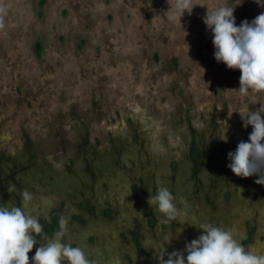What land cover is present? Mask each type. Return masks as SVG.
Segmentation results:
<instances>
[{"label":"rangeland","instance_id":"obj_1","mask_svg":"<svg viewBox=\"0 0 264 264\" xmlns=\"http://www.w3.org/2000/svg\"><path fill=\"white\" fill-rule=\"evenodd\" d=\"M0 3L8 6L0 30V155L7 158L2 174L19 181L14 192L20 202L23 191L32 194L31 213L40 214L56 199L72 208H65L66 215L81 212V198L93 200L99 211L111 204L121 211L128 185L138 177L146 190L117 217L120 229L129 228L134 215L141 223L144 213L154 211L147 199L158 185H179L185 203L191 192L188 145L193 136L206 139L212 132L209 114H216L219 127L212 133L224 147L215 152L214 163L225 166L228 153L252 131L250 125L244 132L242 117L246 122L249 110L264 107V94L242 97L234 90L240 72L215 60L212 33L203 22L207 9L221 5L235 8L237 26L251 22L264 12V0H193L197 6L181 23L169 22L164 13L173 0ZM85 134L95 151L87 158H98L91 161L99 166L93 181L77 149ZM113 146L119 148L117 163L111 162ZM17 161L25 166L15 168ZM199 176L206 183L208 171ZM256 179L237 186L235 196L244 194L253 202L244 209L231 206L236 217L261 209L264 195ZM226 211L221 206L217 216ZM109 227L111 235L104 237L112 244L102 246L115 251L121 245L115 226Z\"/></svg>","mask_w":264,"mask_h":264},{"label":"clouds","instance_id":"obj_2","mask_svg":"<svg viewBox=\"0 0 264 264\" xmlns=\"http://www.w3.org/2000/svg\"><path fill=\"white\" fill-rule=\"evenodd\" d=\"M196 6L193 0H173L164 13L169 22L181 23L185 13L191 15ZM234 12L235 8L221 5L207 9L203 17L206 28L212 33L214 58L230 70H239V88L234 90L240 96L264 94V12L251 22L245 19L239 26ZM7 15L8 6L0 3V30L5 28ZM242 120L245 128L252 126V131L247 141L238 142L236 150L228 153L231 161L228 167L236 176H256L255 182L264 185V107L249 110L246 122L244 117ZM223 140L227 142V137ZM14 190L15 185L10 184L7 191ZM32 199V194L25 190L19 205L0 203V264H95L82 247L73 246L71 237L65 242L64 219L60 220V230L53 237L47 236L39 222L40 216L28 210ZM147 203L168 220L181 214L174 195L162 184L154 194L149 190ZM197 228L202 234L187 242L184 250L167 253L164 245L170 244L172 237L166 236L155 257L159 264H264V254L243 247L231 230L211 223H202ZM37 237L43 243L30 258L29 253L40 242Z\"/></svg>","mask_w":264,"mask_h":264},{"label":"flooded vegetation","instance_id":"obj_3","mask_svg":"<svg viewBox=\"0 0 264 264\" xmlns=\"http://www.w3.org/2000/svg\"><path fill=\"white\" fill-rule=\"evenodd\" d=\"M217 137H219V134L216 136L211 132L206 139L199 137L197 139L193 136L199 152L203 150L200 143L208 144L207 154L210 156L208 159L199 157V160L194 163L195 166L190 167L191 192L187 195L185 203L180 200L179 185H173L169 188L175 197L178 209L181 210V214L176 219L168 220L159 212L155 213L153 211L152 213H144V216L140 218L141 223H139L138 217L134 215L130 219L129 228L120 229L117 226V217L122 214V211L125 210L127 212L130 209L127 204L131 203L132 205L130 206H134L140 194L145 192L146 185L143 183L142 177H138L129 183L128 199L121 207V211L118 206H114L115 209H113L112 204L99 211L95 207L93 200L89 201L81 198L78 203V206L81 207V212H72V214L66 215L64 211L68 212V210L65 208H69L67 202L65 199H56V204L49 206L41 211L40 214H32L40 216L39 222L44 226V232L48 237H53L60 230V220L64 219L67 228L65 242H67L68 237H71L73 246L82 247L95 264H159L155 257L161 250L166 236L172 237L171 243L164 245L167 253H171L173 250H184L187 242L202 234L201 230L197 228L202 223H211L231 230L234 237L243 247L254 250L258 254H264V203L259 200L258 207H261V209H254L252 215L247 217H236L233 210H230L231 206L236 204L239 207H243L242 209L250 207L253 200L244 194L235 196L237 186L245 187L247 178L238 177L231 171L228 167V164L231 163L230 160L225 166H217L214 163L215 152L222 149L214 140ZM219 139L221 140L220 137ZM89 143L91 144V142ZM116 156H119V148ZM81 159H83L84 163V172L91 178L90 181H93L99 168L92 165L91 161L93 159L89 160L87 156ZM171 166L173 170H176L179 163L174 162ZM70 170L71 167L69 166L67 171ZM203 170L208 171L209 175L206 183H203L199 176V172L203 173ZM192 175H194V178H191ZM254 178L256 179V176H252L249 179L253 180ZM3 182L7 185V189L10 185L9 183L19 186L17 178H13L11 175H5ZM221 185L225 186V189H221ZM92 190L93 185H90L89 192H92ZM217 191L220 194L219 201L216 200V197H218ZM260 193L264 195V185L260 186ZM15 196L16 194L13 191L0 199V203L14 199V204L19 205L20 200L15 198ZM55 197L57 196L55 195ZM199 204H203L206 209H201ZM221 206L227 208L228 212L226 211L225 215L222 214L219 217L217 213L220 211ZM42 217L44 219H41ZM98 217L101 218V222L97 220ZM68 224L73 226L72 230L77 235L80 234L82 236L83 243H79L76 235L73 236L68 232L70 230L69 226H67ZM109 225L111 227L115 226V237L121 245L114 246L115 251H108L106 246H102L107 243L109 245L112 244L104 237V234L111 235ZM190 228L193 230H190ZM240 228L241 230L239 231ZM180 229L182 231L177 232ZM188 230H190V233L187 232ZM37 240L40 241V238L37 237ZM40 243H43V241H40L35 246H40ZM34 255L35 250L33 249L29 256L31 258ZM186 255L187 253L185 252ZM164 259H167V255H165Z\"/></svg>","mask_w":264,"mask_h":264},{"label":"trees","instance_id":"obj_4","mask_svg":"<svg viewBox=\"0 0 264 264\" xmlns=\"http://www.w3.org/2000/svg\"><path fill=\"white\" fill-rule=\"evenodd\" d=\"M186 115H188V113H185ZM129 122V121H128ZM189 123V121H187V124ZM207 123H208V127L210 128V130L214 133L215 131H218V122H217V120H216V114H214L213 112L212 113H210L209 114V117H208V121H207ZM129 124L130 125H132V123L131 122H129ZM249 127H250V125L247 127V128H244V132L246 131H249L248 129H249ZM189 128V127H188ZM134 130H135V127H134V129H132L131 128V131L134 133ZM190 130H193L192 128L190 129ZM211 132V133H212ZM212 133V134H213ZM134 135V134H133ZM217 136V135H216ZM217 143H218V146L220 147V148H222L223 146H222V144L220 143V139H219V137H217V138H215L214 139ZM195 140H193V138H192V140L190 141V144L188 145V148H189V150H190V152H189V154H188V165L190 166V167H192L193 165L195 166V162H197L199 159V157H201V159H203V158H205V159H208V157L210 156L209 154H207V147H208V144H205L204 145V143H200V145H202V148H203V150H201L200 152H199V150L196 148V144H195ZM30 143H27V145H26V147H29L28 145H29ZM77 149H79V152H80V154L82 155V156H86V155H91V156H93L94 155V153H95V151H94V148H93V146L89 143V141L87 140V134H85V136L82 138V140L81 141H79V143L77 144ZM222 149H224V147L222 148ZM117 150H118V148H116L115 146H113L112 147V152H111V155H112V161L111 162H113V163H117V159H118V157L116 156L117 155ZM199 153H200V156H199ZM203 153V154H202ZM32 155V154H31ZM94 158L96 159L97 158V155H95L94 157H93V161H96V160H94ZM7 158H3L1 155H0V199H2L5 195H7V194H11V193H9L8 191H7V185L3 182V177L5 176V175H8V176H10L11 174H5V175H3L2 173H3V171H4V169L1 167V163H2V161L3 160H6ZM98 159V158H97ZM20 161V160H19ZM18 162V161H17ZM15 163V165H14V167L15 168H17V167H20V168H22V167H24L25 165H22V162H18V163ZM193 166V167H194ZM99 167V166H98ZM195 170V169H194ZM4 172H6V171H4ZM12 172H13V170H12ZM191 178H194V175H192L191 176Z\"/></svg>","mask_w":264,"mask_h":264}]
</instances>
